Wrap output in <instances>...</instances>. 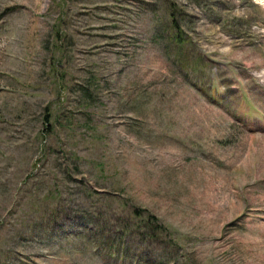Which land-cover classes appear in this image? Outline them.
Returning <instances> with one entry per match:
<instances>
[{"label":"rangeland","instance_id":"obj_1","mask_svg":"<svg viewBox=\"0 0 264 264\" xmlns=\"http://www.w3.org/2000/svg\"><path fill=\"white\" fill-rule=\"evenodd\" d=\"M262 30L254 0H0V264H264Z\"/></svg>","mask_w":264,"mask_h":264},{"label":"clouds","instance_id":"obj_2","mask_svg":"<svg viewBox=\"0 0 264 264\" xmlns=\"http://www.w3.org/2000/svg\"><path fill=\"white\" fill-rule=\"evenodd\" d=\"M257 4H264V0H254ZM238 17L240 16V12L237 11L235 13ZM264 31V30H262ZM246 70L248 66L246 65ZM249 75L253 78L256 84L264 87V64H253L251 69L249 70Z\"/></svg>","mask_w":264,"mask_h":264},{"label":"trees","instance_id":"obj_3","mask_svg":"<svg viewBox=\"0 0 264 264\" xmlns=\"http://www.w3.org/2000/svg\"><path fill=\"white\" fill-rule=\"evenodd\" d=\"M151 219H152V218H151ZM155 227H156V226H154L153 229H155ZM119 240H120V239H118V241H117V245H116V247L113 246V248H112V246H111L112 251H113V255H117V252L119 253V251H117V246H118L119 243H120ZM121 240H122V238H121Z\"/></svg>","mask_w":264,"mask_h":264}]
</instances>
